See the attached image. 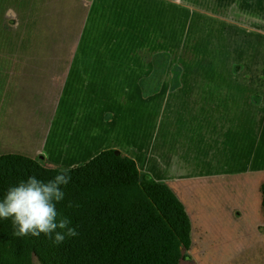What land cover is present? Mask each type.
<instances>
[{
    "label": "rangeland",
    "instance_id": "rangeland-1",
    "mask_svg": "<svg viewBox=\"0 0 264 264\" xmlns=\"http://www.w3.org/2000/svg\"><path fill=\"white\" fill-rule=\"evenodd\" d=\"M52 1L0 0V17L12 11L19 22L24 20L21 30L3 31L0 59L6 61L2 62L11 60L12 47L19 50L32 46L28 25L36 21L29 8L34 6L35 11ZM63 1L69 6L67 9L76 11L83 4L92 7L94 24L97 27L107 24L112 35L124 36L120 47L127 45L130 49V67L104 73L110 75L107 79H119L121 74L124 79L129 77L133 109L130 108V126L125 135L128 144L142 147L148 172L154 178L156 175L158 181H164L166 174L181 176L165 181L185 205L191 221V243L183 249L181 264H264V207L260 190L264 182V151L255 150V141L262 143L264 132L250 127L255 121L254 112L250 114L252 118L248 114L250 101L235 96L250 97V88L228 89L227 83L222 82L228 78L221 77L224 74L221 62L241 59L242 64L254 67L263 63L264 0ZM148 49L161 50L162 54L144 55L143 51ZM180 51L181 56L169 54ZM13 55L15 58L16 53ZM143 58L146 61H141ZM176 58H184L193 71L203 70L204 79L221 80L219 118L199 115L200 111L192 114L184 107L174 110L164 102L159 117L154 115L157 104L149 103L148 99L146 119L145 115H136L141 111L135 97L136 79L143 95L153 92V85L141 86L143 81L150 83L162 78L161 70H157L161 68L159 64L175 63ZM134 66L139 69L134 70ZM207 69L215 70L205 72ZM198 73L196 79L201 77V72ZM240 73L241 79L236 77L235 81L243 84L245 76ZM170 93L167 91V96ZM174 111L187 114L174 117L171 114ZM25 141L22 137L13 141L4 134L0 153L19 152ZM41 163L56 168L71 167L45 160ZM31 264L41 263L33 257Z\"/></svg>",
    "mask_w": 264,
    "mask_h": 264
},
{
    "label": "crops",
    "instance_id": "crops-1",
    "mask_svg": "<svg viewBox=\"0 0 264 264\" xmlns=\"http://www.w3.org/2000/svg\"><path fill=\"white\" fill-rule=\"evenodd\" d=\"M43 4L35 11L34 6L29 8L36 21L28 25L32 46L19 50L12 47L11 60L2 62L6 60L0 59V141L4 134L13 141L19 137L26 140L21 151L3 153H19L41 162H58L72 167L88 161L104 149L112 148L133 158L142 172L150 171L142 147L128 144L125 135L130 126V108L133 109L129 77L124 79L121 74L119 79H107L110 75L104 73L130 67V49L127 45L120 47L124 36L112 35L107 24L97 27L92 21V7L86 4L80 11L67 9L69 6L63 0ZM23 22H19L12 11L3 13L0 37L4 30H21ZM160 52L148 49L143 54L155 56L162 54ZM13 53H16L15 58ZM171 53L180 55L181 51ZM115 54L120 57L115 59L112 57ZM240 60L221 62V73L224 72L221 77L228 78L222 82L227 83L228 89L250 88V97L235 96L241 101H250L248 114L252 118L250 114L254 112L255 118L250 127L254 126L263 133L264 61L259 67H254L250 63L242 64ZM141 61H146V58ZM159 66L161 68L157 70H161L162 78L150 83L143 81L141 85L147 88L153 85V92L143 95L138 78L135 81L137 109H141L136 115H145L146 119L148 99L149 103L157 104L154 115L159 117L163 114V102L174 110L184 107L192 114L200 111L202 114L199 115L205 117L221 116L220 79H204V71H193L184 58ZM133 68L138 70L139 66ZM209 70L215 69L205 72ZM241 71L245 76L243 84L235 81L236 77L241 79ZM198 72H201V77L196 79ZM192 74L194 77H190ZM167 91L171 92L168 96ZM166 97L169 101H165ZM13 108L14 113L10 115ZM171 114L179 117L187 113L174 111ZM255 145V150L264 151V137L262 143L256 140ZM180 177L166 174L161 181L165 183L168 178Z\"/></svg>",
    "mask_w": 264,
    "mask_h": 264
},
{
    "label": "trees",
    "instance_id": "trees-1",
    "mask_svg": "<svg viewBox=\"0 0 264 264\" xmlns=\"http://www.w3.org/2000/svg\"><path fill=\"white\" fill-rule=\"evenodd\" d=\"M69 168L57 219L66 217L77 235L59 244L43 233L15 236L11 218H0V264H31L33 257L41 264H181L191 221L169 185L112 148ZM58 169L23 154H0V199L19 181L32 175L46 181ZM260 190L264 207V182Z\"/></svg>",
    "mask_w": 264,
    "mask_h": 264
},
{
    "label": "clouds",
    "instance_id": "clouds-1",
    "mask_svg": "<svg viewBox=\"0 0 264 264\" xmlns=\"http://www.w3.org/2000/svg\"><path fill=\"white\" fill-rule=\"evenodd\" d=\"M70 171V168H60L46 181L32 175L6 190L0 199V218H11L15 236L30 234L39 237L43 233L53 243L59 244L66 236L77 235L66 217L57 219L56 204L64 198L61 186L70 182Z\"/></svg>",
    "mask_w": 264,
    "mask_h": 264
}]
</instances>
